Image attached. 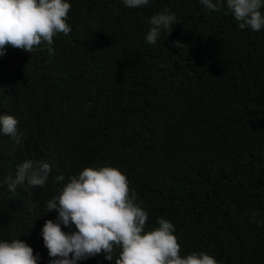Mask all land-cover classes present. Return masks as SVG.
I'll use <instances>...</instances> for the list:
<instances>
[{
  "label": "trees",
  "instance_id": "obj_1",
  "mask_svg": "<svg viewBox=\"0 0 264 264\" xmlns=\"http://www.w3.org/2000/svg\"><path fill=\"white\" fill-rule=\"evenodd\" d=\"M67 2L72 31L53 38L54 52L8 46L0 57V115L24 133L20 145L0 133V240L21 239L50 264L42 229L58 213L47 202L72 175L110 166L143 202L146 231L171 220L182 256L264 264V223L252 218L264 221V29H240L199 0ZM165 8L179 24L149 44V21ZM26 159L48 161L49 179L10 192Z\"/></svg>",
  "mask_w": 264,
  "mask_h": 264
},
{
  "label": "clouds",
  "instance_id": "obj_2",
  "mask_svg": "<svg viewBox=\"0 0 264 264\" xmlns=\"http://www.w3.org/2000/svg\"><path fill=\"white\" fill-rule=\"evenodd\" d=\"M150 0H122L130 9L148 5ZM210 11L225 8L240 29L254 32L264 29V0H199ZM71 3L67 0H0V57L8 46L32 53L42 44L52 48L53 38L71 33L67 23ZM151 28L146 35L149 44L155 45L163 30L170 35L173 25L179 24L176 13L170 8L153 15ZM174 47L182 46L179 41ZM19 121L13 115H0V133L22 144L24 133L18 131ZM52 172L51 164L44 160L26 159L17 166L15 178L8 177V190L17 187H44ZM56 182L65 181L63 175ZM138 196L130 187L128 177L118 168L87 167L72 175L59 195L46 204L48 212H57L56 221L46 220L42 229L50 264H77L100 254L115 264H219L211 255L193 252L181 255V245L174 234L171 220L158 218L156 227L146 231L149 213L137 203ZM255 223H264L255 218ZM75 231L65 232L64 228ZM119 249L118 256L114 252ZM39 256L21 239L0 240V264H38Z\"/></svg>",
  "mask_w": 264,
  "mask_h": 264
}]
</instances>
